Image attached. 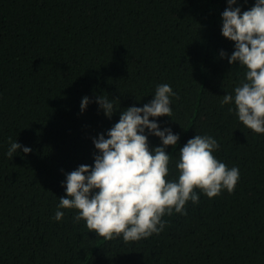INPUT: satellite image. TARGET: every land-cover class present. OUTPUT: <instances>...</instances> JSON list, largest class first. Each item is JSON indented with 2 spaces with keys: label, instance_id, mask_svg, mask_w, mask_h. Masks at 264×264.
<instances>
[{
  "label": "trees",
  "instance_id": "1",
  "mask_svg": "<svg viewBox=\"0 0 264 264\" xmlns=\"http://www.w3.org/2000/svg\"><path fill=\"white\" fill-rule=\"evenodd\" d=\"M241 11L254 0H237ZM226 0H0V264H264V134L220 101L243 78L229 65L234 42L220 32ZM235 6V5H234ZM220 50L227 54L221 58ZM168 83L172 115L155 119L179 134L214 136L217 159L238 166L232 193L199 192L148 238L105 240L51 219L64 173L93 162L92 138ZM115 98L107 118L95 103ZM83 96L90 102L80 110ZM149 119H153L150 117ZM9 137L22 146L5 155ZM149 147L160 145L148 136ZM63 170V171H62ZM176 176L170 163V177Z\"/></svg>",
  "mask_w": 264,
  "mask_h": 264
},
{
  "label": "clouds",
  "instance_id": "2",
  "mask_svg": "<svg viewBox=\"0 0 264 264\" xmlns=\"http://www.w3.org/2000/svg\"><path fill=\"white\" fill-rule=\"evenodd\" d=\"M226 4L220 13V32L234 45L230 55L220 50L219 56L227 55L229 65L235 63L244 72L220 103L230 105L228 111L235 112L243 126L264 134V0H254L243 11L237 0H226ZM173 97L177 92L168 83L157 84L151 100L142 106L119 109L113 103L115 98L96 95L95 103L103 114L110 119L119 109V119L92 138L96 151L91 165L80 164L64 173L65 195L59 198L51 219L61 221L62 209H74L73 222L83 220L97 236L136 241L162 232L169 223L163 217L186 215V203H199L197 189L208 198L222 190L232 193L240 171L216 158L214 152L220 144L214 136L196 133L179 148L176 159L166 152L167 146L175 148L179 134L161 128L155 118H171ZM89 102L83 96L80 110ZM149 135L158 137L160 145L150 148ZM21 148L25 154L31 151L9 137L5 155L12 158ZM170 163L176 169L174 178L170 177Z\"/></svg>",
  "mask_w": 264,
  "mask_h": 264
}]
</instances>
